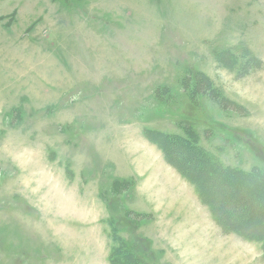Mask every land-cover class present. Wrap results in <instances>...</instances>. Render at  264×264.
Masks as SVG:
<instances>
[{
	"label": "rangeland",
	"instance_id": "374dc122",
	"mask_svg": "<svg viewBox=\"0 0 264 264\" xmlns=\"http://www.w3.org/2000/svg\"><path fill=\"white\" fill-rule=\"evenodd\" d=\"M254 184L264 0H0V264H264Z\"/></svg>",
	"mask_w": 264,
	"mask_h": 264
},
{
	"label": "trees",
	"instance_id": "16d2710c",
	"mask_svg": "<svg viewBox=\"0 0 264 264\" xmlns=\"http://www.w3.org/2000/svg\"><path fill=\"white\" fill-rule=\"evenodd\" d=\"M152 133H154V137H149V141H151L152 143H155L157 144L158 148L160 149L161 148V145H160V142H159V139H167L169 140L170 143H179L180 145H188L184 142H182L180 139H183V136H179L177 137L176 134H163V133H157L156 131H153ZM163 134V135H162ZM167 137V138H165ZM158 139V140H157ZM167 148L165 149V147H162L160 149V151H162L163 155H167ZM166 159V158H165ZM167 161V160H166ZM170 164H172L170 162ZM239 178L236 177V181H239L238 180ZM240 182V181H239ZM238 184H241L238 183ZM237 184V185H238ZM250 192L252 194H250ZM242 194L243 192L240 191L239 194ZM248 196L251 197V203L253 202V212L254 214H256V217L254 218L255 220V224H257V226L255 225L253 227V229L255 228L256 230L258 231H261V234L264 235V224L260 223L261 219H263L264 221V189H263V186L262 185H259V184H254V185H251L250 188L248 189ZM260 223V224H259ZM111 235L112 237H114V230L111 231ZM115 240V238H114ZM122 240H119L117 242H120L119 244H121ZM109 263L111 264H145V260L141 257V255L139 256V254H136V253H133L131 251H127V250H122V246H119V247H115L112 249V251H110V254H109Z\"/></svg>",
	"mask_w": 264,
	"mask_h": 264
}]
</instances>
